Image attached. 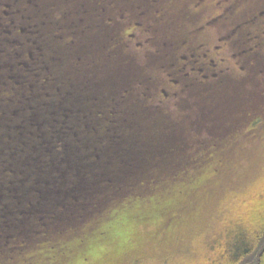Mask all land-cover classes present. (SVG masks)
<instances>
[{"label": "trees", "instance_id": "1", "mask_svg": "<svg viewBox=\"0 0 264 264\" xmlns=\"http://www.w3.org/2000/svg\"><path fill=\"white\" fill-rule=\"evenodd\" d=\"M71 7L62 0H0V264L69 261L128 211L157 218L161 239L138 250L162 263L191 250L192 264H264V155L237 175L248 146H264L263 75L255 104L228 125L195 123L194 115L182 124L188 109L172 113L178 105L162 102L152 78L125 79L109 94L104 76L89 75L90 60L105 48L73 43ZM64 53L73 75L64 73ZM123 53L112 48V57ZM186 76L199 88L228 77ZM133 89L132 117L142 112L137 104L154 126L127 123L120 104ZM154 108L169 121L156 124ZM152 196L172 199L150 209ZM138 250L124 252V264Z\"/></svg>", "mask_w": 264, "mask_h": 264}, {"label": "rangeland", "instance_id": "2", "mask_svg": "<svg viewBox=\"0 0 264 264\" xmlns=\"http://www.w3.org/2000/svg\"><path fill=\"white\" fill-rule=\"evenodd\" d=\"M55 1L57 0H50V2ZM262 9H264V0H250L247 5L241 6V11L239 12L240 19H244V17L248 16L250 13L258 14ZM52 21L58 22L57 10L49 14V22H51V24H49L48 29L51 32H53ZM256 24L257 37L254 38V41L261 45L260 49H256L255 54L251 53L252 56L249 54L242 55V64H237V67L232 70L228 77L225 78V76H223L216 84L209 83L202 88L194 86V84H191L192 78L194 77L188 78L186 75H181V73L176 70L177 67L175 68V66L171 69L169 67L171 65L169 61L170 57L163 53L143 58L140 56L137 57V59L135 57L130 58L131 55H125L123 53L119 57H112L113 59L107 64L101 65V70L97 71L96 75H92L94 71L89 74L95 79L104 76L105 85L108 83V91L106 92L109 94L111 91H114V89H122L125 79L133 77L138 79L142 78L144 81V78L150 77L152 78V84L155 87H159L160 93L164 95V97L162 96L164 99L161 97L163 99L162 102L168 106H172L173 102L178 105L177 110H173L172 113H175L178 117L182 109H188L186 111L188 118L181 120L180 122L182 124H189L192 121L190 120L191 116L194 115L193 120L195 123L215 126L220 122L224 123V125H228L230 121H234V119L239 116L238 111L240 108L247 107L251 103L252 105L255 104L258 97V91L255 87L258 78L257 75H263L264 77V27L260 26L262 25L261 17L256 19ZM251 28H253V25H251ZM243 31V29L240 31L235 42L232 39H229L227 42H233L232 47L236 50L245 46L244 42H239L243 40ZM57 43L66 46L62 41H58ZM227 50L228 47H226V51ZM249 56L254 59L251 64L246 63L249 62ZM63 59L65 64L64 73L67 74L70 70L68 68L70 57L68 59V54L64 53ZM242 65H247L249 70L246 68L245 73L238 72L237 69L239 71L243 70L244 67H242ZM69 73L73 75L74 71L70 70ZM78 73L79 70L76 72V75H79ZM148 73L150 75H145ZM189 75L192 76L193 74ZM113 83H115V86L112 85ZM90 89H92L91 86ZM133 91L135 92L126 94L120 104L121 107L125 108L127 123L132 125L136 124L138 127L154 126L151 122V118H149L151 114L145 111V108L142 109L140 106H137V104L136 108L142 112H140L137 117H132L130 109L135 104L134 101H138V99L134 97L138 89H133ZM179 92L181 97L178 101L175 100V102L174 99ZM194 95L196 96L194 97ZM130 100H134L133 103L130 102ZM153 110L154 111H151L153 116L155 117V115L158 114V117H160L159 120L156 119V124H159V121L162 120L169 121V118L166 117L167 115H164L165 111L163 109L157 112H155V108ZM253 143L254 144L248 146V149L244 152V155H247L248 159L239 158V160H237L241 168H244L240 169L239 165L240 171H238L240 174L237 175H243L242 172H245L247 175L254 167L259 157L264 155L262 154L264 146L261 144L258 145L257 141ZM236 186L235 184L234 187ZM150 199L153 200L152 204H150V209H158L159 206H161V208L165 205L168 207L166 200H171L172 198L167 196L163 198H158L157 196L156 198L152 196ZM141 211H144V207L141 208ZM155 220L157 221L156 217H148L147 213L143 214L141 212L139 214L137 211H128L122 219L118 221L119 223L117 222L118 225L112 227L111 230H105L104 233L97 232V235L93 236L89 246L77 248L73 252V258L71 260L63 261V259L55 257L51 260L52 264H124L123 258L126 256L124 252L138 249H154L157 243L153 241L161 239L158 231L154 229L156 227L154 223ZM213 224L214 226L218 225L216 221H214ZM189 252L192 253L191 250ZM136 253H138L134 255L136 259L133 258L131 264H192V257L196 255L192 254L188 259L187 256H189L190 253L187 255L172 254L167 261L162 263L160 261L161 257L150 258L148 257L149 255H144L146 253L148 254L146 250H138ZM198 258L199 257H196V262L199 261ZM184 260L187 261L183 262Z\"/></svg>", "mask_w": 264, "mask_h": 264}, {"label": "flooded vegetation", "instance_id": "3", "mask_svg": "<svg viewBox=\"0 0 264 264\" xmlns=\"http://www.w3.org/2000/svg\"><path fill=\"white\" fill-rule=\"evenodd\" d=\"M249 1L62 0L72 3L73 43L79 49L105 48L104 56L90 60L92 75L111 61L113 47L122 48L125 55L136 59L163 53L170 57V68L177 67L181 75H229L237 64H242V55L255 54L261 47L254 38L258 17L264 27V9L258 13L261 16L250 13L240 19V8ZM242 29L243 40L239 42L245 46L236 50L233 42H227H235ZM251 56L246 63L253 62ZM242 67L237 71L245 73L248 67Z\"/></svg>", "mask_w": 264, "mask_h": 264}]
</instances>
